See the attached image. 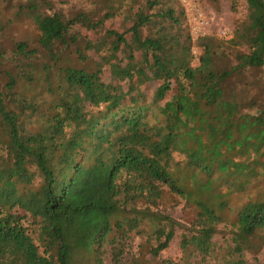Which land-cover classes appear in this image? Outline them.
I'll use <instances>...</instances> for the list:
<instances>
[{"label": "trees", "instance_id": "1", "mask_svg": "<svg viewBox=\"0 0 264 264\" xmlns=\"http://www.w3.org/2000/svg\"><path fill=\"white\" fill-rule=\"evenodd\" d=\"M244 1L229 35L194 38L179 0H130L141 13L122 33L106 27L119 8L94 16L27 0L16 14L37 45L10 49L2 39L14 19L0 14V264H125L144 227L153 258L185 230L181 256L158 264L205 263L222 223L231 244L219 264L264 250V0ZM77 23L115 51L129 34L152 61L154 99L171 95L164 106L117 110L98 69L69 59L87 62L89 45L70 33ZM82 96L94 116H83ZM165 192L194 209L189 227L158 209ZM35 218L50 231L34 233Z\"/></svg>", "mask_w": 264, "mask_h": 264}, {"label": "rangeland", "instance_id": "2", "mask_svg": "<svg viewBox=\"0 0 264 264\" xmlns=\"http://www.w3.org/2000/svg\"><path fill=\"white\" fill-rule=\"evenodd\" d=\"M27 0H0V14L4 19H14L13 25L4 31L3 44L6 49H10L16 40L27 41L32 47H36L38 31L26 18H19L16 14L17 7L24 4ZM55 7H62L68 12L86 11L91 15L97 16L106 13L112 8H119L117 14L106 22L108 29H113L119 33L125 32L136 17L140 15L139 5L129 6L130 0H51ZM67 1V4H66ZM181 1V0H179ZM196 5L208 20V34H217L226 31L229 35L236 23L246 17V3L244 0H187ZM182 3V2H181ZM127 7V9H126ZM75 35L80 43L88 44L89 48L84 50L86 63L77 61L75 54L69 58L77 67H87L98 69L102 80L112 90L113 96L117 101V110H122L128 106L163 107L165 102L171 97L169 94L164 102H157L154 91L159 82L154 78V67L150 58L143 49L128 34L126 42L119 45L118 51L114 50L115 42L112 38L106 37L97 32L87 31L82 23H77L70 31ZM195 60L201 52L200 49H193ZM194 60V65L196 61ZM127 73V74H121ZM82 95V94H81ZM84 96V95H83ZM82 96L80 105L84 117H92L96 114L94 107L89 99ZM176 159H180L176 157ZM255 192H252L254 194ZM247 195H233L231 204L237 206L247 201ZM158 209L171 216L177 223L184 227L195 217V211L186 205L179 197L165 192L160 201ZM227 216H231L229 213ZM35 222L34 233L40 231H50L49 223L42 218L31 219ZM141 233L133 234L129 240V249L124 256L125 264H158L161 259L175 260L181 256L179 247L180 236L185 231L177 226L174 237L170 242L169 248L162 251L159 257L153 258L149 252L151 246L155 245L154 240L149 239L150 229L143 228ZM230 226L222 223L217 226L216 234L213 237L215 252L203 264H219L225 256L231 242ZM33 233V235H34ZM247 264H261L264 259V250L257 254L245 253Z\"/></svg>", "mask_w": 264, "mask_h": 264}, {"label": "built area", "instance_id": "3", "mask_svg": "<svg viewBox=\"0 0 264 264\" xmlns=\"http://www.w3.org/2000/svg\"><path fill=\"white\" fill-rule=\"evenodd\" d=\"M181 2L186 9L192 37L196 38L207 35L209 24L208 20L205 19L203 12L196 5L187 0H181ZM220 36L225 37L226 31H221Z\"/></svg>", "mask_w": 264, "mask_h": 264}]
</instances>
